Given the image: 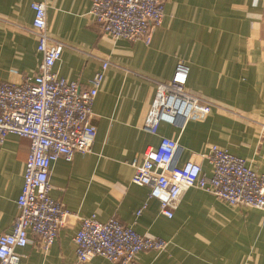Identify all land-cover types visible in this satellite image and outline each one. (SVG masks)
I'll list each match as a JSON object with an SVG mask.
<instances>
[{"label":"crops","instance_id":"1","mask_svg":"<svg viewBox=\"0 0 264 264\" xmlns=\"http://www.w3.org/2000/svg\"><path fill=\"white\" fill-rule=\"evenodd\" d=\"M33 1L45 4L47 33L63 44L54 65L58 76L87 87L103 60L109 64L92 104L91 151L52 162L50 195L68 210L64 222L46 252L18 247V264H75L73 236L79 219L92 214L168 240L165 250L141 252L131 264H264V212L190 187L168 218L147 186L131 182L130 164L169 137L181 148L178 163L198 162L206 175L211 166L201 154L210 144L264 173V0H167L148 44L103 34L89 13L90 0H0L1 81L18 83L41 61ZM178 61L189 66L187 92L214 105L202 120L162 121L148 133L142 124L156 83L169 80ZM28 152L25 137L8 134L0 143V234L17 215ZM85 264L114 263L94 256Z\"/></svg>","mask_w":264,"mask_h":264},{"label":"built area","instance_id":"2","mask_svg":"<svg viewBox=\"0 0 264 264\" xmlns=\"http://www.w3.org/2000/svg\"><path fill=\"white\" fill-rule=\"evenodd\" d=\"M90 1L89 13L103 34L112 40L148 44L153 29L162 23L167 0ZM30 7L41 61L33 74H23L18 83L0 80V143L8 134L29 140L23 183L16 199L17 215L11 229L0 234V264H18V247L32 244L46 252L53 244L68 210L50 195L52 162L59 157L71 160L76 152L91 151L96 132L91 123L92 104L109 64L103 60L87 87L58 76L54 65L61 57L63 44L47 33L45 4L33 1ZM188 71V64L178 61L171 78L156 83L142 124L144 131L154 134L162 121L183 126L189 119L202 120L210 113L214 105L211 101L187 92ZM180 152L176 139L162 137L157 146H148L130 162L134 169L131 182L149 188L148 197L158 200L161 214L171 218L190 187L232 206L264 212V173L215 144L201 154L211 166L210 175L198 162L179 164ZM73 242L75 264H85L94 256L114 264H131L139 253L160 252L169 243L159 236L140 234L117 217L100 221L94 214L79 219Z\"/></svg>","mask_w":264,"mask_h":264}]
</instances>
